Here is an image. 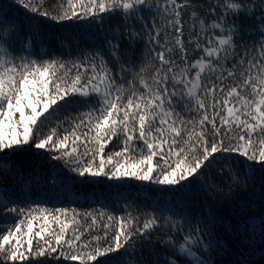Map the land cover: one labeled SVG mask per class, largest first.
<instances>
[{"label":"trees","instance_id":"1","mask_svg":"<svg viewBox=\"0 0 264 264\" xmlns=\"http://www.w3.org/2000/svg\"><path fill=\"white\" fill-rule=\"evenodd\" d=\"M0 129V264H264V0H0Z\"/></svg>","mask_w":264,"mask_h":264},{"label":"rangeland","instance_id":"2","mask_svg":"<svg viewBox=\"0 0 264 264\" xmlns=\"http://www.w3.org/2000/svg\"><path fill=\"white\" fill-rule=\"evenodd\" d=\"M9 123H10V120H8V118H7V121L4 122L3 126H5V125H7ZM11 138L12 137H11L10 133H8V132L7 133H3L2 130L0 129V139L9 140Z\"/></svg>","mask_w":264,"mask_h":264}]
</instances>
